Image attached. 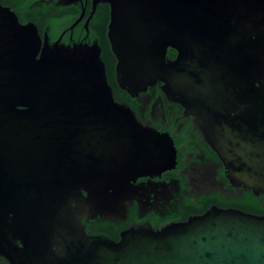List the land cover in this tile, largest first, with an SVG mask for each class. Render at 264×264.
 <instances>
[{"label":"water","instance_id":"obj_1","mask_svg":"<svg viewBox=\"0 0 264 264\" xmlns=\"http://www.w3.org/2000/svg\"><path fill=\"white\" fill-rule=\"evenodd\" d=\"M95 1L110 5L119 88L136 96L164 84L199 117L231 182L264 192V0ZM220 29L239 40H204ZM45 40L0 2V116L17 110L13 130L0 117V256L9 264H264V216L238 210L131 229L118 242L87 235L85 203L169 169L176 150L115 101L97 44ZM169 47L179 51L173 61Z\"/></svg>","mask_w":264,"mask_h":264},{"label":"flooded vegetation","instance_id":"obj_2","mask_svg":"<svg viewBox=\"0 0 264 264\" xmlns=\"http://www.w3.org/2000/svg\"><path fill=\"white\" fill-rule=\"evenodd\" d=\"M23 25H34L45 42L65 46L94 45L102 49L107 72L115 76L116 59L108 39L110 5L95 0H0ZM170 17L169 15L166 16ZM176 17L178 15L176 14ZM214 24V23H213ZM223 24V23H222ZM225 29L204 40H239L226 35ZM240 40H247L241 30ZM178 38V30L174 32ZM253 39H256L254 36ZM179 51L167 49V59L175 60ZM107 55V59L105 56ZM114 99L129 108L143 130L168 135L174 144L176 157L173 165L159 174H143L119 187L100 194L91 204L89 194L82 191L86 217L83 227L89 236L120 241L124 232L148 228L159 231L172 224L183 223L192 217L202 216L213 208L238 210L264 216V192H254L244 185H235L219 154L209 143L197 115L190 114L179 102L173 100L164 84L150 86L136 96L113 86ZM7 111L2 120L15 127ZM142 135V134H141ZM87 170L88 165L74 167ZM97 185L103 182L97 180ZM0 264L9 262L0 256Z\"/></svg>","mask_w":264,"mask_h":264},{"label":"trees","instance_id":"obj_3","mask_svg":"<svg viewBox=\"0 0 264 264\" xmlns=\"http://www.w3.org/2000/svg\"><path fill=\"white\" fill-rule=\"evenodd\" d=\"M105 58L107 59V55L105 56ZM108 79L111 85L113 86H117L116 80H115V76H114V72L112 71L111 68H108Z\"/></svg>","mask_w":264,"mask_h":264}]
</instances>
